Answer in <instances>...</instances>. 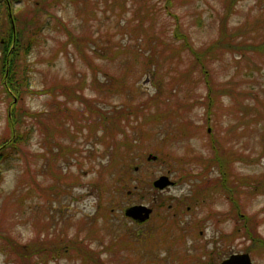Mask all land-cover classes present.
<instances>
[{
  "label": "rangeland",
  "instance_id": "1",
  "mask_svg": "<svg viewBox=\"0 0 264 264\" xmlns=\"http://www.w3.org/2000/svg\"><path fill=\"white\" fill-rule=\"evenodd\" d=\"M111 1L7 4L0 44L8 23L33 30L22 60L29 89L41 92L12 99L0 87V144L14 106L18 126L34 127L2 165L0 264H204L231 252L264 264V0ZM145 5L153 11L139 26ZM183 40L198 54L214 42L216 58L197 63ZM87 107L113 114L115 138L99 112L78 118ZM20 108L45 114L24 118ZM125 142L129 151L115 149ZM160 175L177 182L155 188ZM134 204L149 218L124 215Z\"/></svg>",
  "mask_w": 264,
  "mask_h": 264
},
{
  "label": "trees",
  "instance_id": "2",
  "mask_svg": "<svg viewBox=\"0 0 264 264\" xmlns=\"http://www.w3.org/2000/svg\"><path fill=\"white\" fill-rule=\"evenodd\" d=\"M116 1L117 0H112L111 2L114 4ZM167 1H168V3L166 6L169 5V0H167ZM8 2L9 3H11V2L16 3L17 0H0V6L5 8L4 9L5 12L3 13V18L0 17V26H1L2 21H4L5 19L8 18V15H7L8 10H9L8 5H7ZM50 3H48L47 1L46 2L44 1V6L45 7L46 6L51 7ZM166 6H165V8H166ZM152 11L153 10H152L151 6L145 5V12L143 15H141L140 21H138L139 26L142 23L143 16L145 15V13L147 14V18H148L149 14L152 13ZM167 12H169V11L167 10ZM45 13L48 14L49 16L52 15L51 13H47V12H45ZM226 14L227 13L225 12V14L223 16H220L222 25H223L224 18L226 16ZM34 26H35V30L40 32L42 30V28L45 26V21L40 20ZM32 31L33 30H31V29H30V31L27 30L28 34H27V36H24V35H22L23 31L21 32V29H20V31L18 30L17 33L13 32V30L9 26V23H8V27H4L3 35L6 38H4L5 42L0 44V87H1L2 93L5 95V98L6 97H8V98L12 97L11 94H16L17 97L19 98L21 96L20 94L22 93V91H24L26 93L27 92H30V93L31 92H34V93L41 92V90H39V91L33 90L32 91L29 89V87H28L29 86V75L27 73L28 67L26 66L27 65L26 61L22 60V59H24L25 55H27L31 51V49L34 45L35 33L32 34ZM234 34H235L234 31H230L228 33H224V32L220 33V35H221L220 40L221 39L226 40L227 39L226 35H227L228 39L230 38V40H228V41L231 42V44H235L239 48V42H236L235 40L232 41V39L236 35V34L235 35ZM174 36L178 37L180 39H183V36L178 34L177 32H174ZM147 37L149 38L148 35H147ZM13 38L15 39L16 51L15 52L11 51V53H10L9 47H10L11 42L13 41ZM178 38H175V39L177 40ZM157 41H158V43L161 42L159 40H157ZM182 42L184 43V46L186 49H189V48L191 49V47L187 44L186 41L183 40ZM171 44L173 45V42H171V43H167V42L165 43L164 42V45L168 46L170 53H174L175 49ZM213 45H214V42L210 43V45L205 46V48H203L200 51L201 54H198L199 52H196L193 49H191L193 52V55L195 56V60L197 61V63L204 64L207 62V60H210L213 57L216 58L217 55H216V52H214ZM117 52H119V51H117ZM119 53L118 54L115 53L113 55H110L111 56L110 59L115 60L118 57ZM159 53H161V50L159 51ZM19 54H21V57H22V58H20V60H19ZM208 55H210L211 57H208ZM103 58H109V56H104ZM81 80H84L83 81L84 83H79L80 86L77 83V87L79 90H83V88L85 87L86 77L82 78ZM72 86H75V84H71L68 87L69 91H70V88H72ZM12 99H13V97H12ZM60 111H62V116H61L62 123L61 124H63V122L68 120L70 110L68 108H62V110H59L57 112H60ZM89 111H92L93 113L99 112V115H100V122L99 123L103 127V130H104L103 135H106L107 138H110V137L115 138V131H114L115 127L113 125H115L116 123H113V121L112 122L108 121V118L111 117L113 114L112 115L106 114V119H105V115H104L105 112H103L102 110L99 111L98 109H94V111L89 110V108L87 107L86 111L82 110V112L78 118L83 117ZM20 112L24 118L25 117L32 118L33 116H39V115L42 116L43 114H45V110H41L40 112H37V111L31 112L28 109L22 110L21 108L19 110V113ZM124 113H126L124 111V109L119 111V112H114V114H117V115H119V114L124 115ZM89 118L90 117H88L86 115V120H88ZM59 119H60V117L57 118V120H59ZM7 121H8L7 126L9 128V132H8L9 140L5 143L3 141L0 144V182L2 180V170H3L2 165L5 162H8L10 159H13V157L15 155H17L16 153L19 152L20 146L28 143L33 132H34L33 131L34 127L32 126L31 123H29V124L27 123L26 126H24L22 128L20 126H18L21 124L18 123L19 119H18V113L16 110V106L13 107L11 116L8 117ZM14 121H16L17 125H15ZM83 124L85 125L86 123H83ZM19 128H21V129H19ZM123 131L124 130L121 128L118 129L119 133L123 132ZM123 146H125V147H123ZM123 146L122 147L115 146V149H117L118 151H121V149H123V148L126 149L127 151H129L131 149V146L129 145L128 142H125L123 144ZM132 146H133V143H132ZM205 159L206 158H204V157L200 158V160H202V162ZM174 182H177V180H175ZM247 184H252V183L247 182ZM202 190L199 191L197 194H195L196 195L195 197L193 196V198H191V200L194 204H195V202L200 203V200L203 199L202 197L205 196L207 191L203 193ZM54 250H53V252L58 253L60 255H61V251H62V254H65L69 251L68 248L66 250L65 249H61V250L54 249ZM53 255H54V253H53Z\"/></svg>",
  "mask_w": 264,
  "mask_h": 264
},
{
  "label": "water",
  "instance_id": "3",
  "mask_svg": "<svg viewBox=\"0 0 264 264\" xmlns=\"http://www.w3.org/2000/svg\"><path fill=\"white\" fill-rule=\"evenodd\" d=\"M173 181L167 175H160L153 181V186L158 189H163L169 185H173ZM152 209L144 204H134L124 210V215L144 221L149 218ZM221 264H253L247 252L233 253L228 258L222 261Z\"/></svg>",
  "mask_w": 264,
  "mask_h": 264
},
{
  "label": "flooded vegetation",
  "instance_id": "4",
  "mask_svg": "<svg viewBox=\"0 0 264 264\" xmlns=\"http://www.w3.org/2000/svg\"><path fill=\"white\" fill-rule=\"evenodd\" d=\"M214 249L216 250V249H219L220 250V248L219 247H217V245L214 247ZM235 253V252H234ZM239 253V252H238ZM231 254H233L232 252L231 253H229V254H227V255H223V257H221V258H218V259H216V257L214 258V257H209L205 262H204V264H221L222 263V261L223 260H225L226 258H228ZM251 262L253 263V264H255L253 261H252V259H251Z\"/></svg>",
  "mask_w": 264,
  "mask_h": 264
}]
</instances>
